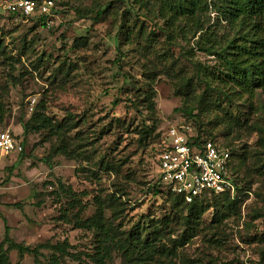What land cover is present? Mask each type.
<instances>
[{"label": "rangeland", "instance_id": "1", "mask_svg": "<svg viewBox=\"0 0 264 264\" xmlns=\"http://www.w3.org/2000/svg\"><path fill=\"white\" fill-rule=\"evenodd\" d=\"M5 1L0 0V40L14 61L0 63L6 108L0 131L22 142L23 156H0V242L6 223L16 243L66 242L61 264H95L97 230L81 225L99 214L115 238L163 230L155 245L170 251L148 264H264V144L258 133L234 125L222 109L197 111L203 129L233 154L230 195L236 211L221 208L227 215L219 221L210 209L189 230L186 211L157 182L162 137L192 119L185 110L196 104L197 92L187 94L182 85L193 74L191 61L214 64L196 50L186 53L194 45L191 35L159 56L167 48V26L157 9L138 2L130 12L132 0H101L110 2L108 14H116L93 21L92 14L82 15L99 0H55L50 25L42 27L12 16ZM124 11L126 25L155 32L149 42L156 50L123 40L117 18ZM34 111L53 123L74 117L77 125L65 136L64 151H52L58 142L47 130L23 138L22 124ZM59 181L74 192L73 205L58 194ZM40 252L37 263L15 251L9 259L45 264L51 252ZM104 264L137 262L111 251Z\"/></svg>", "mask_w": 264, "mask_h": 264}, {"label": "trees", "instance_id": "2", "mask_svg": "<svg viewBox=\"0 0 264 264\" xmlns=\"http://www.w3.org/2000/svg\"><path fill=\"white\" fill-rule=\"evenodd\" d=\"M129 2L130 12L134 9L132 3L138 2L146 8L157 9L158 14L164 19L167 29H163V32L167 48H164L165 51L158 50L159 56L166 55L169 48L176 45L177 39H187L191 35L194 45L186 53L196 50L214 59V64L207 66L199 61H191L193 74L191 78L183 80L182 85L187 94L197 92L196 104L185 110L187 116L192 119L184 122V125L190 127L189 138L195 144L211 141L229 152L227 174L232 183L233 154L229 149L218 144L215 138L203 129L201 122L197 119L199 113L197 111H207L208 108L222 109L224 115L228 116L234 125L246 126L250 134L258 133L260 142L264 144V0H132ZM155 3L157 4L153 5ZM109 10H111L110 2L103 4L99 0L82 16L92 14L91 20L99 21L106 17ZM111 13L108 15L116 14L114 11ZM126 13L129 12L124 11L117 18L118 29L123 40L136 46L142 45L139 47L143 50H156L157 47L149 42L155 32L146 33L142 25L138 28L126 25L128 23V20H125L128 16H124ZM211 14H213L212 22ZM11 15L24 20L30 19L42 27H47L48 16L46 15H25L23 13ZM4 61L10 65L14 57L7 53L6 45L0 40V63ZM3 94L0 89V124L6 113ZM118 102L119 100H116L114 104ZM148 105V110L152 112V103ZM250 116H252L251 120ZM76 125L77 122L74 121L73 116L66 117L61 123H53L41 111H34L30 118L22 124V136L25 139L32 132L47 130L57 139L58 144L52 151L58 153L64 151L65 136L75 129ZM14 139L17 141L15 137ZM19 144L22 146V142ZM164 144L165 136L162 137L157 149V163ZM22 156L20 152L19 157ZM157 182L167 190L169 196H172V202L176 208L186 211L184 222L189 230L194 231L200 217L210 209L215 211L214 219L217 221L227 215L221 208L226 209L227 213L236 211V201L228 192L218 195L209 194L196 198L191 203H186L180 196L173 194L158 178ZM58 194L69 199L72 205L76 202L74 192L60 181L58 182ZM206 197L210 198V203L204 202ZM216 202L220 203V211H216ZM17 206L20 208L19 204ZM101 219L102 216L98 214L82 222L81 225L89 224L97 230L96 248L93 254L95 264H104L105 260L110 258L111 251H119L136 261L137 264H148L156 257L160 258L170 251L155 245L156 241H160L159 236L163 230L150 231L144 238L140 236V232H137V235L126 234L124 239L115 238L116 236L110 232L109 228L100 224ZM66 247V242L56 245L46 242L34 247L16 243L5 223L4 237L0 242V264H12L9 259L11 251H15L21 258L27 255L32 256L37 263L41 250L51 252L45 264H61L60 257L66 255Z\"/></svg>", "mask_w": 264, "mask_h": 264}, {"label": "built area", "instance_id": "3", "mask_svg": "<svg viewBox=\"0 0 264 264\" xmlns=\"http://www.w3.org/2000/svg\"><path fill=\"white\" fill-rule=\"evenodd\" d=\"M55 0H6L10 14L46 15L49 27ZM186 125L171 127L165 134L163 151L157 163V178L184 202L209 194L231 193L233 185L227 169L229 152L211 141L195 144ZM21 145L8 131H0V156L20 152Z\"/></svg>", "mask_w": 264, "mask_h": 264}]
</instances>
